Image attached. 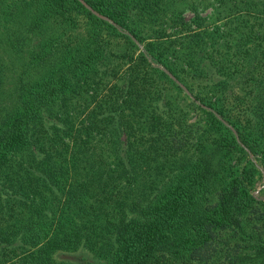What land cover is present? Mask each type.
Listing matches in <instances>:
<instances>
[{"label": "trees", "instance_id": "obj_1", "mask_svg": "<svg viewBox=\"0 0 264 264\" xmlns=\"http://www.w3.org/2000/svg\"><path fill=\"white\" fill-rule=\"evenodd\" d=\"M32 1L40 24L85 28L48 51L40 40L28 62L39 77L18 78L0 107V264H54L55 252L78 247L97 264H264L252 162L237 176L228 165L234 150L264 155V13L261 33L250 28L228 59L236 92L213 79L200 85L211 73L191 47L190 65L169 60L164 46L139 50L131 36L142 44L135 16L150 15L147 0H82L90 10ZM218 64L205 63L215 73ZM68 86L97 90L70 97ZM81 130L106 151L104 167L83 179L67 157Z\"/></svg>", "mask_w": 264, "mask_h": 264}, {"label": "rangeland", "instance_id": "obj_2", "mask_svg": "<svg viewBox=\"0 0 264 264\" xmlns=\"http://www.w3.org/2000/svg\"><path fill=\"white\" fill-rule=\"evenodd\" d=\"M78 1L90 10L82 0ZM147 2L150 15L135 16L137 25L141 27L142 44L131 36V41L137 43L140 51L145 46L151 51L159 50L164 46L169 49V60H178L180 63L190 65L192 60L187 59L185 53L191 47L201 58L195 63L198 64L197 67L206 66L207 71L211 73V77L208 76L210 78L206 81L203 75L200 76L197 80L200 85H208L209 80L213 79L215 83L228 82L230 87H234V91L239 92L242 84H238V78H235L236 72H227V69L232 67L228 59L234 51L233 48L240 46L246 36L251 34L250 28L261 33L256 19L264 13V0H147ZM15 6L19 7L16 11L13 10ZM92 14L102 18L96 12ZM38 15L39 8L36 1L0 0V107L11 97L18 78L39 77L32 68L28 69L30 67L28 62L36 52L35 46L40 40L41 47L48 51L51 45L56 48L55 44L63 45L62 43L69 42L72 44L77 36L80 37L84 33L85 26L81 21L64 29L56 27L51 22L40 24L39 18H36ZM173 17L180 19L177 23L186 25H180L177 30V27L171 24ZM247 26H250L249 29L246 28ZM122 32L130 35L127 31L122 30ZM62 39L65 40L61 42ZM50 40H53V44ZM122 43L119 41V45ZM211 59H215L216 63L219 62V67L224 68L215 73L213 68L205 65ZM28 64L29 66L25 68ZM153 65L164 71L186 95L193 98L186 87L172 74L161 66ZM80 83L78 86H81ZM72 85L76 84L72 82ZM95 90L97 88L94 86H86L83 89L70 86L65 88L66 94L70 97L78 95L82 98H87ZM84 105L80 106L81 112L84 111ZM88 107L85 109L86 112ZM187 113L188 119L192 118L190 121H194L195 115L191 112ZM234 135L236 136L235 133ZM77 138L82 141L69 146L67 157L71 172H74L77 178L83 179L82 177L98 171L99 167H104L102 153L106 154V151L97 139L95 140L91 134L88 135L85 130H81ZM246 153L247 157L234 150L228 165L232 167L233 175L237 176L247 172V168L250 167L247 161H251L254 169L251 170L253 183L250 186V193L264 201V155H251L247 151ZM135 176L139 178L136 172ZM52 260L54 264H97L98 262L92 252L82 247L57 251L53 254Z\"/></svg>", "mask_w": 264, "mask_h": 264}]
</instances>
